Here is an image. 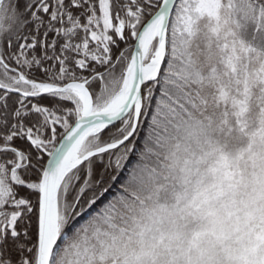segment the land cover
Returning <instances> with one entry per match:
<instances>
[{
	"label": "snow or ice",
	"instance_id": "6c2138e0",
	"mask_svg": "<svg viewBox=\"0 0 264 264\" xmlns=\"http://www.w3.org/2000/svg\"><path fill=\"white\" fill-rule=\"evenodd\" d=\"M222 12L264 30V0H0V264H106L206 103L199 38ZM261 245L231 259L264 264Z\"/></svg>",
	"mask_w": 264,
	"mask_h": 264
},
{
	"label": "trees",
	"instance_id": "16d2710c",
	"mask_svg": "<svg viewBox=\"0 0 264 264\" xmlns=\"http://www.w3.org/2000/svg\"><path fill=\"white\" fill-rule=\"evenodd\" d=\"M220 18L225 23H211L210 34L199 38L203 56L217 65L199 70L204 74L206 103L202 101L200 111L182 127L184 133L180 129L163 147L155 178L141 193L140 213L165 210L162 230L178 236L164 240L165 252L150 247L153 260L148 264H207L201 252L217 264H232L225 253L197 249L196 231L208 227H215L212 234L227 231L219 248L230 246L232 256L264 230V30L250 40L251 17L235 31V21L223 12ZM259 26L264 29V21ZM222 157L228 159L226 182L202 184V168L206 171ZM202 160L206 165L195 177L196 164ZM156 253L162 259H156Z\"/></svg>",
	"mask_w": 264,
	"mask_h": 264
},
{
	"label": "rangeland",
	"instance_id": "374dc122",
	"mask_svg": "<svg viewBox=\"0 0 264 264\" xmlns=\"http://www.w3.org/2000/svg\"><path fill=\"white\" fill-rule=\"evenodd\" d=\"M219 20H221V25L225 23V20H222L221 18ZM212 26V24L208 25L207 32L204 33L210 34ZM212 60L213 59H211L210 56H203V59L199 61V70H210L211 68L216 67L217 65L215 61L214 63H212ZM181 133H184L182 128ZM205 165L206 160H202V163L197 162L195 169V177H197L198 173L201 171L200 167H205ZM227 167L228 159L222 157V159H217L214 164H211L209 169H206V171L202 168L201 183L203 184V182H209L212 180L214 183H218L219 185L224 184L227 179V175H225ZM203 195H205L204 192ZM247 207L251 209V204H249ZM252 212H258V210L256 208H252ZM171 213L173 215L177 214L175 211H171ZM166 214L167 212H165V210H154L151 212L148 211V213H140L139 216H137L136 222L128 229V233L124 235L123 239L118 243V245L115 248H110L108 250L106 263L110 264L113 259L119 260L120 262H125V260L127 259L134 260L137 257H142L145 264H148L149 261L151 262L153 260V257L149 256V254L152 252L150 251V247H155L153 250L154 252H165V248H167L168 245L166 242H164V240L175 241L174 239H178L177 234H175L174 232L165 234L162 230L165 220V216L163 215ZM167 221H170V223L174 222L170 219H168ZM213 229L215 230V227H213ZM214 230H212V227H208L207 229H201V232L197 230L196 232H198L199 236L195 235V237L197 236V238L195 240L194 246L197 247V249L198 247H200L201 249H203L204 252L213 251L215 252L214 255L218 254L219 252L223 254L225 253V255L228 256L227 258L229 259V261L234 264L233 260L231 259V256H229L230 252H228L230 246H225L221 249L219 248L220 245L222 246L219 241L222 239L223 236L227 234V231L220 230L217 231V233L212 234ZM244 246H247V244H245ZM156 254L154 255V258L156 257ZM205 255L206 253L201 252L200 258L204 260L206 258L207 264H217V260L214 262L212 258L211 260L209 259L210 257H207ZM256 255H264V245H261L260 249L257 250ZM156 259L162 258H160V256L158 255V258ZM200 260L201 259H197V262L200 263Z\"/></svg>",
	"mask_w": 264,
	"mask_h": 264
}]
</instances>
